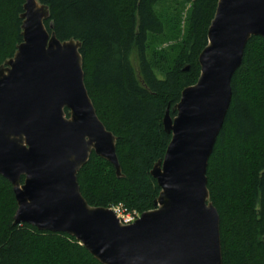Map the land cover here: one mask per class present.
<instances>
[{
	"label": "water",
	"instance_id": "95a60500",
	"mask_svg": "<svg viewBox=\"0 0 264 264\" xmlns=\"http://www.w3.org/2000/svg\"><path fill=\"white\" fill-rule=\"evenodd\" d=\"M49 17L38 0H25L23 41L0 67V176L13 187L14 224L67 234L101 264H223L207 169L246 46L264 38V0L218 1L199 79L182 92L175 116L168 108L163 118L171 141L151 171L160 194L131 225L81 194L78 173L93 153L122 176L117 139L89 97L81 44L60 41Z\"/></svg>",
	"mask_w": 264,
	"mask_h": 264
},
{
	"label": "trees",
	"instance_id": "16d2710c",
	"mask_svg": "<svg viewBox=\"0 0 264 264\" xmlns=\"http://www.w3.org/2000/svg\"><path fill=\"white\" fill-rule=\"evenodd\" d=\"M38 1L49 10L47 29L81 44L89 97L117 139L122 176L93 153L78 173L83 198L91 207L151 211L160 194L151 171L171 141L163 118L168 108L175 116L182 92L199 79L219 0ZM24 5L0 0V67L23 41ZM232 91L207 187L223 264H264V38L248 42ZM16 211L13 187L0 176V264H101L67 234L15 225Z\"/></svg>",
	"mask_w": 264,
	"mask_h": 264
},
{
	"label": "built area",
	"instance_id": "2783aa9c",
	"mask_svg": "<svg viewBox=\"0 0 264 264\" xmlns=\"http://www.w3.org/2000/svg\"><path fill=\"white\" fill-rule=\"evenodd\" d=\"M109 209L115 214L119 222L123 225H131L140 218L139 213L130 211L123 204L115 205Z\"/></svg>",
	"mask_w": 264,
	"mask_h": 264
},
{
	"label": "rangeland",
	"instance_id": "374dc122",
	"mask_svg": "<svg viewBox=\"0 0 264 264\" xmlns=\"http://www.w3.org/2000/svg\"><path fill=\"white\" fill-rule=\"evenodd\" d=\"M166 46V45H165ZM173 112H174V109H173ZM69 116V115H68ZM140 215V214H139Z\"/></svg>",
	"mask_w": 264,
	"mask_h": 264
}]
</instances>
